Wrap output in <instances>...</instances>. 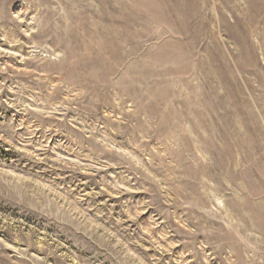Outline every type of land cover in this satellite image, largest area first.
<instances>
[{
    "label": "rangeland",
    "instance_id": "rangeland-1",
    "mask_svg": "<svg viewBox=\"0 0 264 264\" xmlns=\"http://www.w3.org/2000/svg\"><path fill=\"white\" fill-rule=\"evenodd\" d=\"M0 264H264V0H0Z\"/></svg>",
    "mask_w": 264,
    "mask_h": 264
}]
</instances>
